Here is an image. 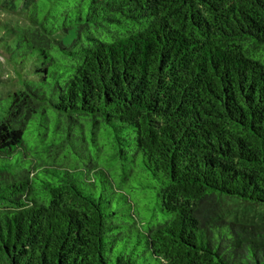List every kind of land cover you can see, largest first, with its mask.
<instances>
[{
	"label": "trees",
	"instance_id": "trees-1",
	"mask_svg": "<svg viewBox=\"0 0 264 264\" xmlns=\"http://www.w3.org/2000/svg\"><path fill=\"white\" fill-rule=\"evenodd\" d=\"M0 11V264H264V0Z\"/></svg>",
	"mask_w": 264,
	"mask_h": 264
},
{
	"label": "rangeland",
	"instance_id": "rangeland-1",
	"mask_svg": "<svg viewBox=\"0 0 264 264\" xmlns=\"http://www.w3.org/2000/svg\"><path fill=\"white\" fill-rule=\"evenodd\" d=\"M15 24L22 25L23 23L17 17L0 11V28L6 25L12 27ZM20 68L10 66L8 56L0 48V99L21 90L24 76L28 77L27 74L29 73L26 72L25 75ZM259 213L261 211L258 208L239 202L238 204L235 202H225L220 210V215L243 219L246 223L256 221L259 218Z\"/></svg>",
	"mask_w": 264,
	"mask_h": 264
}]
</instances>
